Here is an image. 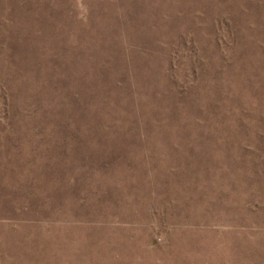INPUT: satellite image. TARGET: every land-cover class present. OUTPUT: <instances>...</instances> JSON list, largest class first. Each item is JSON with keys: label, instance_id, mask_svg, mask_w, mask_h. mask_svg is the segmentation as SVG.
I'll return each mask as SVG.
<instances>
[{"label": "rangeland", "instance_id": "rangeland-1", "mask_svg": "<svg viewBox=\"0 0 264 264\" xmlns=\"http://www.w3.org/2000/svg\"><path fill=\"white\" fill-rule=\"evenodd\" d=\"M260 1L0 0V264H264ZM62 49L55 89L121 64L154 120L54 118Z\"/></svg>", "mask_w": 264, "mask_h": 264}, {"label": "trees", "instance_id": "trees-1", "mask_svg": "<svg viewBox=\"0 0 264 264\" xmlns=\"http://www.w3.org/2000/svg\"><path fill=\"white\" fill-rule=\"evenodd\" d=\"M10 2V0H7ZM259 3L264 5V1H260ZM9 6L8 8H10ZM31 14L26 15L29 18ZM15 22V17L9 15L7 19H5L4 23L9 26L13 25ZM236 36V35H235ZM126 49V48H125ZM53 54L50 55L51 60V70L53 72L52 75L48 77V83L54 88L57 96L64 97L67 99V103L63 102V99L53 98L54 104L57 106H65L67 105L69 109L66 110H57L53 115L58 121H64L69 123H141V122H149L150 120H154L153 116L150 115L151 119H145L143 114L145 113L143 108L137 102V97L142 93L137 89V83H140V78L137 75H134L130 69L123 67L118 64L116 67H111L112 63L105 62V66H101L98 62V67L101 69L96 72L93 83H89L84 86V90L75 89L71 92V89H68L67 82L62 81V83H58V87L55 89L56 84L59 79H61L65 73L72 74L73 66L78 61V57H75L71 65L67 60V51L65 52L62 49L60 52H51ZM92 56V55H91ZM90 56V58H91ZM118 58L119 55H118ZM85 59L88 58V54L85 56ZM96 62V60H94ZM118 62V61H116ZM113 62V63H116ZM97 67V65H93V69ZM70 78V76H69ZM134 86V87H133ZM195 86V85H194ZM146 87V86H145ZM53 90L51 93H53ZM194 90L181 88V91L178 92L179 97H176L175 103L172 108L173 113L176 114L178 111H185L187 106H190V101H193ZM54 91V93H55ZM64 92V93H63ZM128 101H125L124 99ZM153 101L159 100L157 94L152 93ZM211 106H215L213 103H210ZM171 108V111H172Z\"/></svg>", "mask_w": 264, "mask_h": 264}]
</instances>
